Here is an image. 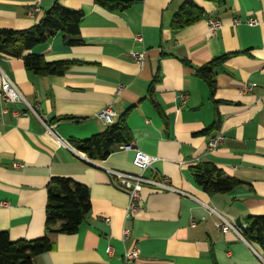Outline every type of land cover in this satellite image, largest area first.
I'll return each mask as SVG.
<instances>
[{"label":"crops","instance_id":"1","mask_svg":"<svg viewBox=\"0 0 264 264\" xmlns=\"http://www.w3.org/2000/svg\"><path fill=\"white\" fill-rule=\"evenodd\" d=\"M56 1L82 12V44L66 46L57 34L26 54L47 63L69 62L63 75L33 74L20 59L0 55V71L36 115L13 104L0 119V232L11 241L46 237L51 250L34 264H122L132 248L139 257L131 264H264L259 247L218 227L219 217L236 228L249 216H264V0H225L223 6L205 0H131L123 11L99 7L94 0H41L32 17L33 0H0V29L31 28ZM185 2L201 8L205 18L172 31L171 19ZM208 19L220 21L214 34ZM130 52L143 54L142 67ZM222 55L228 58L214 69L220 127L201 135L213 125L215 112L195 72ZM155 77L160 81L152 92L162 118L148 98ZM105 107L115 113L114 122L128 112L131 145L156 159L152 170L175 190L144 187L131 217L127 196L111 186L104 169L138 173L133 152L115 147L105 160L93 161L96 167L68 145L103 131L97 114ZM64 116L77 120L51 123ZM44 125L53 126V134ZM218 132L223 143L207 153V142ZM203 162L241 184L226 194H206L191 173ZM54 177L89 192L90 213L72 235L44 232L46 188Z\"/></svg>","mask_w":264,"mask_h":264},{"label":"trees","instance_id":"2","mask_svg":"<svg viewBox=\"0 0 264 264\" xmlns=\"http://www.w3.org/2000/svg\"><path fill=\"white\" fill-rule=\"evenodd\" d=\"M217 6H223L225 0H205ZM94 4L110 11H123L133 5L131 0H94ZM83 15L81 11L68 10L57 1L34 26L26 30L0 29V55L20 59L27 72L46 76H60L65 73L69 62L47 63L43 57L26 54L35 46L46 43L57 34H61L66 46L74 47L82 44L79 39V23ZM205 18V12L191 2H185L173 15L170 23L172 31L188 28ZM228 58L222 55L211 60L205 66L198 68L196 76L204 82L208 90L209 100L215 112L213 125L199 134L204 135L218 130L220 118L217 106L221 103L215 97L214 69ZM152 81L148 98L153 103L162 118L154 97ZM128 112L121 114L116 122L106 126L99 134L83 140L68 141L69 147L85 156L90 161H103L115 147L131 143V135L127 128ZM76 118L64 116L53 120L76 121ZM164 123L166 121L163 119ZM191 173L198 187L208 195L226 194L241 183L234 177L225 174L221 169L209 162L197 163L191 168ZM45 206L44 232L61 235L76 233L79 226L85 222L90 213L91 204L88 189L68 178H51L47 188ZM240 236L250 245L261 249L264 256V216H249L243 224L236 226ZM51 250V244L46 237L27 241H11L5 232H0V264H34L35 257Z\"/></svg>","mask_w":264,"mask_h":264},{"label":"built area","instance_id":"3","mask_svg":"<svg viewBox=\"0 0 264 264\" xmlns=\"http://www.w3.org/2000/svg\"><path fill=\"white\" fill-rule=\"evenodd\" d=\"M41 0H33L32 6L29 9L28 15L33 16L35 13L40 11L39 5ZM239 21L235 20L234 24H238ZM250 24L256 23V20L249 21ZM220 21L217 19H208L207 28L211 34H214L220 28ZM137 41H140V36H136ZM129 57L134 60L139 66L144 65V56L142 53L130 52ZM255 85H250L243 88V92H249ZM0 100L2 101L4 107L0 110V119L7 113L5 106L13 104H22L25 107V113H31L35 115L33 108L25 101V99L20 94L17 86L0 71ZM16 115V114H14ZM36 116V115H35ZM115 113L110 109V107H105L97 114V119L104 126L113 124ZM46 132L53 134V126H45ZM224 141V137L221 132H218L213 138L207 142V153L213 152L218 146H220ZM119 150L121 151H132L133 157L131 160L132 166L138 171L136 174L124 173L112 169H104L105 174L108 177L109 183L111 186L119 191L124 193L128 198L127 206V217H131L138 210L139 205L142 201L141 191L144 187L150 188L155 192H167L174 191L168 184V180L163 176L159 175L152 170V164L156 161L155 158L150 157L137 149H134L130 144L120 146ZM79 158L94 164L93 161L88 160L85 156L75 153ZM150 172L149 176H145L147 172ZM220 224L219 228L224 231H232L235 234L239 235V232L234 228L229 222H227L222 217H219ZM128 232L123 230L122 237L126 239ZM108 254H111V248L107 250ZM139 257V251L136 248H132L124 252L122 256V264H131L135 262Z\"/></svg>","mask_w":264,"mask_h":264}]
</instances>
